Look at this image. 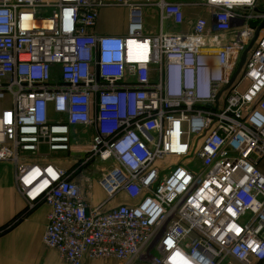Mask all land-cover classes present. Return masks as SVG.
<instances>
[{
  "label": "built area",
  "instance_id": "2783aa9c",
  "mask_svg": "<svg viewBox=\"0 0 264 264\" xmlns=\"http://www.w3.org/2000/svg\"><path fill=\"white\" fill-rule=\"evenodd\" d=\"M156 6L150 35L131 0H0V163L51 208L42 241L66 264H264V31L248 50L264 9ZM105 8L128 10L126 35L94 33ZM96 161L91 207L76 177Z\"/></svg>",
  "mask_w": 264,
  "mask_h": 264
},
{
  "label": "crops",
  "instance_id": "0c3cea01",
  "mask_svg": "<svg viewBox=\"0 0 264 264\" xmlns=\"http://www.w3.org/2000/svg\"><path fill=\"white\" fill-rule=\"evenodd\" d=\"M134 3L148 4L145 9L146 33L158 34L159 9L156 4L160 0H131ZM169 3L183 5V14L187 22L200 17H208L205 0H165ZM264 9V0H259ZM128 10L125 8H105L101 11L94 33L98 36H124L127 33ZM154 26V28L152 27ZM164 31L170 33H185L190 30L186 23L175 26L166 22ZM59 156L61 158H59ZM65 154L52 156L51 162L65 169L72 164ZM81 174L77 176L82 194L91 207L99 206L105 200V193L100 187L97 177L91 180V187L87 178ZM129 199L120 196L113 200L104 210L126 204ZM51 208L47 204H39L33 209L28 208L27 201L19 194L14 181V170H0V264H66L56 249L43 244V235L48 224ZM85 264H121L107 260H86Z\"/></svg>",
  "mask_w": 264,
  "mask_h": 264
},
{
  "label": "rangeland",
  "instance_id": "374dc122",
  "mask_svg": "<svg viewBox=\"0 0 264 264\" xmlns=\"http://www.w3.org/2000/svg\"><path fill=\"white\" fill-rule=\"evenodd\" d=\"M152 27L154 28V26H152ZM8 103H9V101H8L7 98L6 99H3V100H0V112L4 108H6L8 106ZM85 138L86 139L89 138V134L88 133L85 135ZM84 143H85V141H84ZM59 155H61V154H59ZM64 157L67 158L66 155ZM59 158H61V157L59 156ZM102 166H105V163H102L100 161L94 162L92 164V167H89V169H86L85 175H90V177L94 179L95 177H97L98 175H100L99 168L102 167ZM0 170L1 171H4V173L7 170H12L13 171L14 170V166H13L12 163H9V162H7V163H0ZM150 257H151V255H150Z\"/></svg>",
  "mask_w": 264,
  "mask_h": 264
},
{
  "label": "water",
  "instance_id": "95a60500",
  "mask_svg": "<svg viewBox=\"0 0 264 264\" xmlns=\"http://www.w3.org/2000/svg\"><path fill=\"white\" fill-rule=\"evenodd\" d=\"M264 31V20L263 22L258 26V28L256 29V33H255V38L253 40V42L251 43L250 47L248 48V50L252 47V45L254 44V42L256 41V39L259 37L260 33ZM247 50V51H248ZM247 51L244 52V54L242 55L241 58V62L239 65V70L243 67L244 63H245V59H246V55H247Z\"/></svg>",
  "mask_w": 264,
  "mask_h": 264
}]
</instances>
